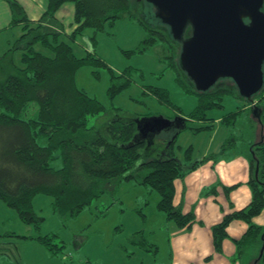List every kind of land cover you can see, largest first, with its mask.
I'll return each instance as SVG.
<instances>
[{
	"label": "trees",
	"instance_id": "obj_1",
	"mask_svg": "<svg viewBox=\"0 0 264 264\" xmlns=\"http://www.w3.org/2000/svg\"><path fill=\"white\" fill-rule=\"evenodd\" d=\"M4 1L9 5L11 17L7 27L0 32L20 27L21 33L12 46L0 55L1 202L13 210L23 224L38 229L43 218L33 208L36 195L49 196L52 211L60 219H71L120 182L132 181L159 195L156 208L168 221L180 229L190 228L194 221L193 213H183L180 206L173 204L174 181L207 161L215 162L218 157L225 156L232 143L222 144L218 154L196 160L192 159V147L189 146L183 150L181 160L173 150L177 136L185 129L193 133L211 129L206 111L222 107L225 96L237 97L248 105L259 104L264 102L261 92L247 101L238 95L233 83L235 92L230 87L215 86L199 93L192 84L193 89L181 81L186 91L196 95L197 105L188 114L179 113L181 116L169 118L170 125L159 133H146L143 137L137 128L143 119L151 116H134L131 119L116 117L102 129H95L89 125V118L105 111V108L96 98L76 86L75 73L84 66L112 71L96 56L94 37L86 41L84 57L74 54L70 42L82 37L86 29L96 33L102 31L105 24L111 25L125 16L137 20L131 13V1L47 0L46 9L37 21L28 19L17 0ZM66 2L74 6V28L69 35L64 34L55 18L56 11ZM141 19L143 22L137 21L146 32L152 33L151 25ZM159 27L165 28L167 37L180 47L169 36L166 27ZM149 34L148 38L142 40V51L150 49L155 42ZM162 35L159 34V40L164 38ZM38 46L41 51L36 48ZM15 51H18L17 56H14ZM176 64L177 68L173 63H169V66L177 75V70H181L177 60ZM128 81L125 73L120 77L111 74L109 97L113 98L124 89ZM144 93L153 94L160 102L169 105L161 90L149 89ZM254 107L259 106L254 105L250 111ZM250 111L246 110L247 113ZM237 113L227 115L224 121L232 127ZM204 121L210 122L200 125ZM188 123H197V126H189ZM153 137L157 138V142ZM258 141H245L248 144L245 156L250 173L247 182L251 191L249 203L226 215L212 227L214 246L220 251L221 242L227 236L226 228L232 220H242L248 225L242 237L235 241L239 256L243 245L248 250L247 264L264 262V227L251 222L264 207V141ZM4 236L26 238L12 233L0 235V238ZM52 238L54 235L38 240L52 250ZM152 248L154 251L155 247Z\"/></svg>",
	"mask_w": 264,
	"mask_h": 264
},
{
	"label": "rangeland",
	"instance_id": "obj_2",
	"mask_svg": "<svg viewBox=\"0 0 264 264\" xmlns=\"http://www.w3.org/2000/svg\"><path fill=\"white\" fill-rule=\"evenodd\" d=\"M19 1L30 9V3H27L30 0ZM33 1L36 11L43 13L46 0ZM130 1L132 15L140 22L143 18L150 24L152 33L146 32L137 20L125 16L111 25L105 24L102 31L93 33L86 29L82 37L70 42L74 54L84 57L86 41L94 37L96 56L112 71L84 66L75 73L76 86L96 98L105 108V111L89 118V125L95 129H102L116 117L174 118L190 113L198 102L196 95L186 91L181 83L192 88L185 74L177 70L176 75L169 66L173 63L176 67L179 47L167 37L165 28L159 27L154 8L143 0ZM58 11L56 17L59 16L62 22L64 34L69 35L73 30V4L66 2ZM9 19V5L0 0V29L7 25ZM20 33V27L0 32V55L12 46ZM148 34L154 37L155 42L150 49L142 51V40L148 38ZM159 34H164L163 40L158 39ZM36 48L41 49L39 46ZM17 55L18 51H15L14 56ZM124 73L129 77L127 86L110 98L111 74L120 77ZM225 86L234 90L229 80L216 85L217 88ZM149 89L161 90L169 105L160 102L153 94L144 93ZM260 94L264 97V89ZM254 105L261 107L264 126V102L248 105L237 97L225 96L222 107L206 111L211 129L198 133L185 129L177 136L173 150L181 160L183 150L189 146L192 147L191 157L196 160L207 154H218L222 144L232 143L225 155L229 160L217 162L216 159V166L202 172L201 180L205 181L199 184L200 187L197 183L199 176L195 178L193 171L174 181L177 193L174 192L173 204L180 206L183 213H193L194 221L190 228L180 229L168 221L156 208L159 195L132 181L120 182L71 219H60L52 211L49 196L36 195L33 208L43 218L38 229L23 224L17 214L0 200V235L12 233L26 237L0 238V264H247L248 250L243 245L239 256L235 241L242 237L248 225L242 220H232L226 228L227 236L221 242L220 251L215 249L212 227L250 201L241 193L244 188L236 189L239 183L234 189L229 184L233 176L239 181L249 176L245 168L248 145L245 141L259 140L260 133L264 141V127L261 131L257 120L250 115ZM234 112L239 113L231 127L224 118ZM188 124L197 126V123ZM153 139L157 142L156 137ZM251 222L264 227V207ZM51 235H54L50 241L52 250H48L38 238ZM151 246L156 250L154 248L153 251Z\"/></svg>",
	"mask_w": 264,
	"mask_h": 264
},
{
	"label": "water",
	"instance_id": "obj_3",
	"mask_svg": "<svg viewBox=\"0 0 264 264\" xmlns=\"http://www.w3.org/2000/svg\"><path fill=\"white\" fill-rule=\"evenodd\" d=\"M143 1L156 10L155 18L179 44L178 66L196 92H207L226 79L247 101L262 91L264 0ZM261 113L259 107L251 111L262 131ZM140 123L137 128L144 137L146 133H159L171 120L151 116ZM262 139L261 133L258 142ZM262 251L263 247L259 257Z\"/></svg>",
	"mask_w": 264,
	"mask_h": 264
},
{
	"label": "crops",
	"instance_id": "obj_4",
	"mask_svg": "<svg viewBox=\"0 0 264 264\" xmlns=\"http://www.w3.org/2000/svg\"><path fill=\"white\" fill-rule=\"evenodd\" d=\"M19 1V0H18ZM19 3H21L22 5H23V3L22 2H20L19 1ZM27 3L29 4L30 3V9L29 8H26L24 5H23V8H24V10H25V12H26V15H27V17H28V19L30 20V21H37L40 17H41V15L43 14L42 12H37L36 11V8L34 7V1L33 0H30V2H28L27 1ZM65 4V3H64ZM46 5H47V0H46ZM63 5V4H62ZM61 5V6H62ZM60 6V7H61ZM59 7V8H60ZM46 9V8H45ZM59 10V9H58ZM57 10V11H58ZM67 10H69L68 8H67ZM45 11V10H44ZM43 11V12H44ZM57 11H56V13H57ZM59 12V11H58ZM38 13H40V14H38ZM56 13H55V18H56V21L57 22H59L60 24L62 23L60 20H59V16H57L56 17ZM73 15H74V6H73ZM9 17H11L10 16V11H9ZM9 21H10V19H9ZM9 21H8V23H9ZM8 23H7V25H8ZM7 25L4 27V28H6L7 27ZM71 26H72V29L74 28V26H73V23L71 22ZM3 29V28H2ZM1 30V29H0ZM5 31V30H4ZM261 136V133H260V135H258V137H260ZM219 149V148H218ZM218 151V150H217ZM214 153H216V152H214ZM207 155H209V154H207ZM207 155H204V156H202V157H205V156H207ZM201 157V158H202ZM245 168H247V172H249V162H248V159H247V157H245ZM217 162H226V161H228L229 159H227V157L226 156H220V157H218L217 158ZM213 161H207V162H205V163H203V164H201V165H199L195 170H193V172L195 173V178L197 177V176H199L198 178H199V181H197V183H198V187H200L199 186V184L201 183V182H204L205 180H201L202 179V172H204V171H206V169L208 168L209 170H211L212 169V167H214V166H216L217 164H216V161H215V165H213ZM249 174V176H248V178H244V179H242L241 181H239V180H237V178H235V176H233L232 178H230L231 180H230V184H229V187H232L233 189L234 188H236L237 187V185H238V183L240 184V186L239 187H237L236 189H241V188H244L243 190H242V194L244 193V198L246 199V198H250L251 199V191H250V189H249V187H248V185H247V182H248V180H249V178H250V173H248ZM232 175H235V174H232ZM174 186H176L175 184H174ZM176 193H177V191H175ZM178 193H183V192H178ZM174 198V197H173ZM179 204V203H178ZM174 206H176V204L174 203ZM187 211V210H186ZM186 213V212H185ZM258 224H260V223H258Z\"/></svg>",
	"mask_w": 264,
	"mask_h": 264
},
{
	"label": "flooded vegetation",
	"instance_id": "obj_5",
	"mask_svg": "<svg viewBox=\"0 0 264 264\" xmlns=\"http://www.w3.org/2000/svg\"><path fill=\"white\" fill-rule=\"evenodd\" d=\"M155 10V9H154ZM156 11V10H155ZM260 126V125H259Z\"/></svg>",
	"mask_w": 264,
	"mask_h": 264
}]
</instances>
